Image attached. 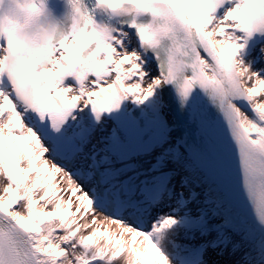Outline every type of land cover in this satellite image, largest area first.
<instances>
[{
  "label": "snow or ice",
  "instance_id": "obj_1",
  "mask_svg": "<svg viewBox=\"0 0 264 264\" xmlns=\"http://www.w3.org/2000/svg\"><path fill=\"white\" fill-rule=\"evenodd\" d=\"M70 3L42 47L0 38V264H172L181 235L264 264V0H96L133 35Z\"/></svg>",
  "mask_w": 264,
  "mask_h": 264
},
{
  "label": "clouds",
  "instance_id": "obj_2",
  "mask_svg": "<svg viewBox=\"0 0 264 264\" xmlns=\"http://www.w3.org/2000/svg\"><path fill=\"white\" fill-rule=\"evenodd\" d=\"M74 22L73 6L66 0L65 11L58 17L48 7L47 0H0V38L11 33L22 44L38 49L45 36L71 30Z\"/></svg>",
  "mask_w": 264,
  "mask_h": 264
},
{
  "label": "bare ground",
  "instance_id": "obj_3",
  "mask_svg": "<svg viewBox=\"0 0 264 264\" xmlns=\"http://www.w3.org/2000/svg\"><path fill=\"white\" fill-rule=\"evenodd\" d=\"M260 48L261 46H257L256 48H252L250 50H246V51H242L241 52V59L242 58V55H245L246 59L244 60L245 62H251V65L252 67H254L255 69L259 70L261 68H264V59H257V56L260 55ZM161 92V90H160ZM162 93V92H161ZM21 143H24V142H21ZM149 157H144V163L145 161L147 162V164H150L151 160H148ZM186 173L184 172L183 169H179L178 172H177V175H176V184H177V188L179 189L181 186H180V180L181 178L185 175ZM192 187H194L193 189H197V191H200L201 189L196 187L194 184L192 185ZM185 195H188V193L185 192ZM190 195V194H189ZM192 207H199V205L196 204L195 201L192 202ZM101 231H103V229H101ZM110 231V230H109ZM103 241V237H100L98 236L97 237V242H102ZM216 252H220L222 254L223 257H226L228 256L227 258L230 259V264L233 263L235 264L236 263V260H237V257L233 254L232 250H231V247H223V246H218L215 248ZM206 250H210V248H207ZM212 252V251H210ZM214 256L216 255H211V254H208L204 261L205 264H220L219 262V258H216L214 259ZM221 259V258H220ZM233 259V260H232ZM99 264H104V262H99ZM111 264H115V261L111 262ZM172 264H175L173 261H172ZM200 264V263H199ZM224 264H227V263H224Z\"/></svg>",
  "mask_w": 264,
  "mask_h": 264
},
{
  "label": "rangeland",
  "instance_id": "obj_4",
  "mask_svg": "<svg viewBox=\"0 0 264 264\" xmlns=\"http://www.w3.org/2000/svg\"><path fill=\"white\" fill-rule=\"evenodd\" d=\"M176 178V177H175ZM194 188V187H193ZM185 192L187 193V190H185ZM216 255V254H215ZM218 255V254H217ZM228 256H226V257H223L222 256V254H220V256H214V259H216V258H221L219 261V263L220 264H224V263H227V264H230V259L229 258H227ZM233 260V259H232ZM231 264H233V263H231ZM236 264V263H235Z\"/></svg>",
  "mask_w": 264,
  "mask_h": 264
},
{
  "label": "water",
  "instance_id": "obj_5",
  "mask_svg": "<svg viewBox=\"0 0 264 264\" xmlns=\"http://www.w3.org/2000/svg\"><path fill=\"white\" fill-rule=\"evenodd\" d=\"M214 252H216V251H213L212 254H213ZM209 253H211V252H209ZM205 259H206V257H205Z\"/></svg>",
  "mask_w": 264,
  "mask_h": 264
}]
</instances>
